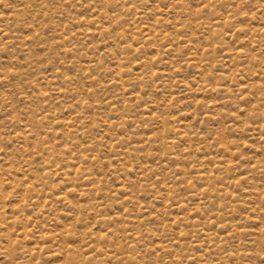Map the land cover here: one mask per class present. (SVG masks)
Returning a JSON list of instances; mask_svg holds the SVG:
<instances>
[{
    "label": "rangeland",
    "instance_id": "1",
    "mask_svg": "<svg viewBox=\"0 0 264 264\" xmlns=\"http://www.w3.org/2000/svg\"><path fill=\"white\" fill-rule=\"evenodd\" d=\"M0 264H264V0H0Z\"/></svg>",
    "mask_w": 264,
    "mask_h": 264
}]
</instances>
